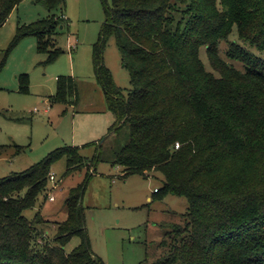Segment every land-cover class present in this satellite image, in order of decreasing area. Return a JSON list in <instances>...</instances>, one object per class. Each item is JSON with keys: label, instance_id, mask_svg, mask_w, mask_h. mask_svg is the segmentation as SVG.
Listing matches in <instances>:
<instances>
[{"label": "trees", "instance_id": "trees-1", "mask_svg": "<svg viewBox=\"0 0 264 264\" xmlns=\"http://www.w3.org/2000/svg\"><path fill=\"white\" fill-rule=\"evenodd\" d=\"M21 1L0 0V28ZM38 1L53 10L64 0ZM105 12L93 61L116 116L109 160L123 167L124 178L160 171L164 187L154 194L184 196L189 203L184 224L173 226L162 242L166 251L151 264H264V59L230 40L236 29L240 40L264 50V0H112ZM60 19L18 26L0 49V73L10 51L28 36L37 37L48 61L55 60L62 50L48 49ZM112 35L130 74L127 94L104 62ZM202 47L218 76L201 59ZM21 79L27 91L28 76ZM51 100L77 102L73 76L58 77ZM102 148L89 160L80 147L65 145L0 178V264H105L92 250L83 206L96 168L71 188L54 243L40 227L46 217L24 213L46 190L56 161L66 158L68 173L90 169L102 159ZM75 235L82 242L67 253Z\"/></svg>", "mask_w": 264, "mask_h": 264}, {"label": "rangeland", "instance_id": "rangeland-1", "mask_svg": "<svg viewBox=\"0 0 264 264\" xmlns=\"http://www.w3.org/2000/svg\"><path fill=\"white\" fill-rule=\"evenodd\" d=\"M106 4H112V0H64L49 10L38 0H23L0 28V49L4 50L18 26L56 15L61 17V23L48 50H62L55 60L48 61L49 52L39 51L37 37L28 36L10 51L0 73V178L26 170L65 145L80 147V153L89 160L97 156L103 145L102 159L90 169L85 166L68 173L66 158L56 161L51 170L56 182L49 180L35 206L24 213L29 219L37 213L45 216L47 222L40 227L46 239L54 243L58 222L67 218L66 199L71 188L96 168L83 198L94 254L105 264H151L166 251L162 242L173 226L184 224L189 203L184 196L167 193L160 198L154 194L156 188L164 187L165 178L160 171L124 178L123 167L109 160L114 146L110 128L116 116L108 108L93 61L94 46L106 23ZM230 40L264 59V50L240 40L236 29ZM221 48L225 55L226 43L222 42ZM200 56L206 68L213 71L206 47L201 48ZM103 58L116 86L127 94L130 74L113 35L104 45ZM231 63L240 70L245 68L240 61ZM23 74L28 76L27 91L23 90ZM60 76L74 77L78 92L74 105L51 100ZM51 195L54 201L49 199ZM81 242L80 235L73 236L65 251L71 252Z\"/></svg>", "mask_w": 264, "mask_h": 264}, {"label": "built area", "instance_id": "built-area-1", "mask_svg": "<svg viewBox=\"0 0 264 264\" xmlns=\"http://www.w3.org/2000/svg\"><path fill=\"white\" fill-rule=\"evenodd\" d=\"M178 146H179V144L176 145V147H178ZM49 180H51L53 183H55L56 182V176L51 173L50 176H49ZM49 199L51 201H54L55 200L54 195L49 196Z\"/></svg>", "mask_w": 264, "mask_h": 264}, {"label": "crops", "instance_id": "crops-1", "mask_svg": "<svg viewBox=\"0 0 264 264\" xmlns=\"http://www.w3.org/2000/svg\"><path fill=\"white\" fill-rule=\"evenodd\" d=\"M6 24V23H5ZM156 190V189H155ZM148 199H150V197L148 198Z\"/></svg>", "mask_w": 264, "mask_h": 264}]
</instances>
